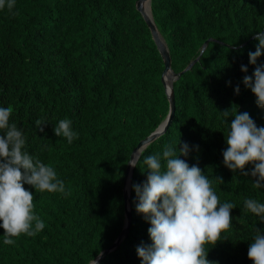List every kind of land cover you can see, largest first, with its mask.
Wrapping results in <instances>:
<instances>
[{"label": "trees", "instance_id": "16d2710c", "mask_svg": "<svg viewBox=\"0 0 264 264\" xmlns=\"http://www.w3.org/2000/svg\"><path fill=\"white\" fill-rule=\"evenodd\" d=\"M136 1L15 0L9 10L5 0L0 9V107H12L9 123L22 129L24 151L53 167L65 184L64 193L24 185L34 197L33 214L45 227L34 236L12 237V245L4 244L0 228V264H90L119 235L129 155L167 113L162 61ZM149 9L171 72L178 74L197 60L172 83L169 126L139 152L131 170L127 233L97 264H141L136 249L151 244V225L135 210L132 186L146 180L145 157L162 155L165 145L179 151L185 142L192 150L178 158L190 167L198 165L210 179L222 177L223 183L213 188L222 203L235 205L233 227L215 246L206 245L207 259L253 264L248 248L255 228L264 233V220L249 212L244 201L264 203V188L252 186L256 178L224 166L233 117L225 121L220 112L231 106L234 112L237 106L238 113L248 112L264 127V109L243 84L245 75L264 65V53L249 64L258 43L254 36L264 31V0H150ZM65 118L78 134L71 144L53 132Z\"/></svg>", "mask_w": 264, "mask_h": 264}, {"label": "clouds", "instance_id": "9594fccd", "mask_svg": "<svg viewBox=\"0 0 264 264\" xmlns=\"http://www.w3.org/2000/svg\"><path fill=\"white\" fill-rule=\"evenodd\" d=\"M14 4L15 0H8V9L11 10ZM4 6L5 0H0V9ZM147 10L151 18L149 5ZM254 39L258 43L255 52L249 53V64L252 65L264 53V31L257 32ZM158 40L164 44L159 34ZM240 70L246 73L247 66L242 65ZM181 72L175 75L178 77ZM243 84L256 97L257 107L264 109V65L256 66L251 76L245 75ZM234 94H239V86L234 89ZM234 107V112L233 106L220 112L225 121L229 116L233 117L225 139L227 148L222 153L224 166L232 172L239 171L240 175L256 178L252 186L264 188V127H258L248 112L238 113L237 106ZM12 111L11 106L0 107V130L3 133L0 135V228L4 230L6 245L14 244L12 237L21 234L34 236L45 227L40 218L33 214L34 197L32 192L25 189V184L40 192H65V184L54 168L24 151L26 137L22 129L15 123H9ZM37 125L43 131L41 121H37ZM71 125V120L61 119L53 128L54 135H62L71 144L78 137ZM194 147L198 150V146ZM191 150L186 142L180 144L179 151L165 145L162 155H148L143 160L148 168L146 180L141 185L132 186L137 199L135 210L151 225L148 228L151 244H141L136 249L141 264H212L207 259L209 247L215 246L222 240L221 234L233 227L230 213L235 205L222 203L213 188L214 183H223L222 177L210 179L198 165L190 167L185 159L178 158L187 157ZM134 156L133 164L132 161L130 163L132 168L137 159L136 154ZM246 165L253 166L250 173L244 171ZM244 207L264 220V203L247 198ZM254 231L247 255L253 264H264V233L257 228ZM93 264H96L95 260Z\"/></svg>", "mask_w": 264, "mask_h": 264}, {"label": "water", "instance_id": "95a60500", "mask_svg": "<svg viewBox=\"0 0 264 264\" xmlns=\"http://www.w3.org/2000/svg\"><path fill=\"white\" fill-rule=\"evenodd\" d=\"M145 4L147 5V9H148L149 0H137L134 4V7H135V10L140 14L145 26L147 27L149 34H150V37H151V39H152V41L156 47V50H157V52H158V54L162 60L163 69L161 72L160 81H161L162 86L164 88L165 96L167 98V103H168L167 114L163 120V123L155 131H153L147 137H145L144 139L139 141L137 143V145L135 146V148L131 151V154L129 155V159H128L126 166H125V175H124L123 184H122V198H123V204H124V209H123V211H124V227L121 230V232L119 233V235L117 236L116 240L111 244V246L108 249L103 250L95 258L96 264L103 258V256L105 254H107L108 252H110L111 250L116 248V246L118 245L120 240L125 236V233L127 231L129 221H130L129 204H128L129 183H130L129 176L131 175V169H132V166L130 163L132 160H135V158H136L134 156V154H136V156H137V153L141 149H143L146 145L151 143L158 136L162 135L165 132L166 128L169 126L171 119L173 117L174 105H173L172 82L176 79L177 75L173 74L170 70V59H169L168 53L166 51L164 44H162L158 40V34H157V31L155 29V26H154L150 16L145 15ZM208 40H210V39H208ZM208 40L204 41V43L201 45L200 51H202L204 49ZM195 61H196V59L194 61H192L191 63H189L187 65V67L181 73L188 70ZM90 264H93V262Z\"/></svg>", "mask_w": 264, "mask_h": 264}, {"label": "bare ground", "instance_id": "6f19581e", "mask_svg": "<svg viewBox=\"0 0 264 264\" xmlns=\"http://www.w3.org/2000/svg\"><path fill=\"white\" fill-rule=\"evenodd\" d=\"M145 15H147V16L149 15L146 4H145ZM132 163H133V161H132Z\"/></svg>", "mask_w": 264, "mask_h": 264}]
</instances>
